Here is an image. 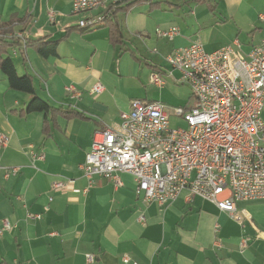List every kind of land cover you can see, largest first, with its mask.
I'll use <instances>...</instances> for the list:
<instances>
[{"label": "crops", "instance_id": "1", "mask_svg": "<svg viewBox=\"0 0 264 264\" xmlns=\"http://www.w3.org/2000/svg\"><path fill=\"white\" fill-rule=\"evenodd\" d=\"M99 12L76 13L73 0H0V28L19 18L14 34L61 39L49 56L32 46L9 50L18 73L32 74L38 95L57 110L23 112L30 94L0 71V228L4 220L14 225L0 234V264H88L87 254L92 264H264V199L237 201L238 219L187 191L171 203L145 202L132 174L122 172L116 186L83 169L95 132L116 126L135 99L160 102L170 122L186 124L174 108H193L197 98L167 106L152 73L165 75L163 86L153 83L159 89L178 82L165 74V57L195 41L249 58L264 40V0H137L117 12V44L109 26L79 27ZM172 27L179 29L172 39L157 33ZM96 83L104 86L99 94L91 92ZM11 168L17 174L7 176ZM56 180L73 185L57 191Z\"/></svg>", "mask_w": 264, "mask_h": 264}, {"label": "built area", "instance_id": "2", "mask_svg": "<svg viewBox=\"0 0 264 264\" xmlns=\"http://www.w3.org/2000/svg\"><path fill=\"white\" fill-rule=\"evenodd\" d=\"M108 8L105 0H73L76 13L100 11L79 20L82 28L102 24L110 14ZM157 33L172 39L179 29ZM18 37L24 42L23 36ZM165 59L170 65L165 74L189 84L197 98L193 108H174L186 128L172 127L164 104L135 99L116 126L95 132L84 173L88 178L102 175L120 186V174L127 172L135 178L137 193L145 202L171 203L187 191L188 196H200L239 219L237 201L264 199V40L249 58L231 46L207 51L195 41L176 48ZM164 77L153 72L151 81L163 86ZM67 90L80 95L73 85ZM103 90L101 83L91 88L94 94ZM36 156L44 158L43 153ZM17 171L7 169L6 175ZM72 185L71 180L52 182V188L61 192ZM29 216L40 218L39 214ZM13 227L4 220L0 234ZM86 259L92 264L95 256L87 254ZM124 261L130 258L125 256Z\"/></svg>", "mask_w": 264, "mask_h": 264}, {"label": "trees", "instance_id": "3", "mask_svg": "<svg viewBox=\"0 0 264 264\" xmlns=\"http://www.w3.org/2000/svg\"><path fill=\"white\" fill-rule=\"evenodd\" d=\"M136 3L137 0H128L126 2L110 4L107 10L110 14L106 15L102 24L110 27V38L114 44L123 40L122 29L116 17L117 12L122 9H128ZM16 21L22 22L23 19L12 18L10 21L1 25L2 28H0V71L6 77L11 88L30 94V101L23 109V112L45 111L47 113L50 110H57L53 108L47 100L38 95L32 74L29 72L22 75L18 73L16 64L9 50L14 47L23 50L24 47L32 46L41 55L49 56L57 54V46L61 39L52 40L47 37H40L37 39L23 38V42L18 35L14 34L13 27Z\"/></svg>", "mask_w": 264, "mask_h": 264}, {"label": "rangeland", "instance_id": "4", "mask_svg": "<svg viewBox=\"0 0 264 264\" xmlns=\"http://www.w3.org/2000/svg\"><path fill=\"white\" fill-rule=\"evenodd\" d=\"M152 85L156 97L165 102L167 106L180 105L182 101L192 103L195 100L189 85L186 83L171 82V84L167 85L165 89H159L153 83ZM171 125L172 127L186 128V124L174 116L171 117Z\"/></svg>", "mask_w": 264, "mask_h": 264}]
</instances>
